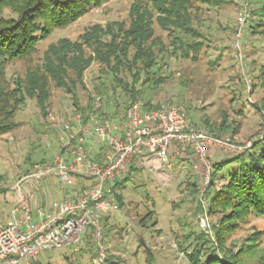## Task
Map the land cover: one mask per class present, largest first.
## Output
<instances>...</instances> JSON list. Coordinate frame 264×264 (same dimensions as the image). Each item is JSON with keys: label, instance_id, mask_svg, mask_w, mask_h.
I'll use <instances>...</instances> for the list:
<instances>
[{"label": "rangeland", "instance_id": "1", "mask_svg": "<svg viewBox=\"0 0 264 264\" xmlns=\"http://www.w3.org/2000/svg\"><path fill=\"white\" fill-rule=\"evenodd\" d=\"M132 1L108 0L67 27L54 30L47 39L39 43L32 61L36 63L41 60L49 43L62 37L74 40L91 24L112 21H123L127 24ZM256 2L250 5L249 10L256 7ZM207 6L201 4L203 13L200 19L206 45L198 59L165 57L159 70V74L167 76L164 82L151 88L147 84L141 85L144 79L142 77L136 85L143 88V99H148L159 107L173 105L185 108L195 127L215 137L228 138L238 144L247 141L253 143L264 134V89L260 86L258 77L259 67L264 62V37L252 34L246 21L236 46L235 33L240 15L237 1L221 6ZM8 12V9H4L5 15ZM155 33L167 41V32L157 25ZM99 69V64L93 62L84 72V87L79 88L77 93L80 102L87 103V95L90 93L96 96L95 99L98 98L97 93H102L104 98L107 95V103L103 104L106 108L114 106L115 100H126L121 88ZM24 71L25 62L16 60L8 65L6 75L12 80L17 75L23 76ZM123 80L129 84L132 82L129 75ZM49 102L44 118L40 115L36 102L27 98L16 113L15 118L20 125L3 135L0 140V175L3 176L2 183L5 188L0 193V223L9 219V209L15 200L14 188L24 177V171L32 170L35 163L51 160L56 141L48 130L50 121L67 116L75 110L71 96L62 89L53 88ZM45 133L49 134L50 141L43 139ZM208 156L210 167L220 160L228 161L221 173L238 166L236 160H232L236 155L209 150ZM194 162L195 159L186 160L179 156L164 161L160 167L150 161L144 165L138 162L134 165V170L119 178L118 181L123 183L115 189V193L122 196L123 204L118 210L101 213L108 254L116 256L122 264H147L148 249L153 264H189L185 253L178 247L180 236L187 231L188 225L195 232L201 229L212 235L213 223L217 222L215 216H209L202 208L205 200L202 203L199 197L205 171L201 165L194 169ZM188 179L197 182L199 188L195 195L187 187ZM114 183L115 181L112 182ZM29 184L37 192L39 200L45 201L49 194L53 197L63 187L70 186L53 175L39 180L30 179ZM26 187L27 184L23 183V188ZM113 199L116 201L114 197ZM151 209L154 210V215L146 221L147 226H141L138 219ZM154 219L156 224L151 226ZM253 231H260L259 247L262 248L264 217L257 216H250L240 228L228 235L225 246L235 250V246H239ZM89 233L90 228H87L86 234ZM87 241L92 242L87 239L84 246L80 247L82 252L80 249L75 252L71 247L53 248L42 251L36 259L47 264H92L95 243L90 245Z\"/></svg>", "mask_w": 264, "mask_h": 264}, {"label": "trees", "instance_id": "2", "mask_svg": "<svg viewBox=\"0 0 264 264\" xmlns=\"http://www.w3.org/2000/svg\"><path fill=\"white\" fill-rule=\"evenodd\" d=\"M107 1L0 0V140L20 125L15 118L16 113L27 98L36 102L40 115L46 118L53 88L68 93L75 110L85 113L91 109L96 96L90 93L87 103L82 104L77 93L79 88L84 87V72L93 62L99 64V71L110 76L127 98L121 102L114 101L117 110L136 100L141 101L146 109L159 107L143 99L144 90L136 83L142 77L141 85L147 84L151 88L164 82L167 76L159 74V70L165 57L197 60L206 45L200 19L203 13L201 4L221 6L234 0H133L127 24L123 21L91 24L74 40L62 37L49 43L41 60L32 61L39 43L54 30L67 27ZM4 9L9 10L6 15ZM246 21L252 34L264 37V0H257ZM155 25L167 32L166 42L156 35ZM16 60L25 62V71L23 76L17 75L10 80L6 69ZM120 73L129 75L131 84L124 82L125 76ZM258 77L264 89V62L259 67ZM97 96L104 105L107 103V95L104 98L102 93H97ZM184 110L188 116L187 110ZM232 160H236L238 166L224 173L221 170L228 161L220 160L210 167L209 182L202 195V200L206 202L202 208L217 220L212 226L213 234L209 235L201 229L195 232L187 224V231L180 236L181 242L177 241L189 264H264V245L259 247L260 231L249 233L239 246H235V250L225 246L226 237L250 216L264 217V134ZM134 169V165L130 164L127 172ZM31 171L27 169L23 175ZM186 181L191 194L195 195L199 188L197 182ZM2 182L3 176L0 175V193L5 190ZM122 183L117 180L112 187L119 207L123 204L122 196L115 193V189ZM153 215V209L147 211L138 223L147 226L146 221ZM155 224L154 219L151 226ZM88 243L93 245V241ZM189 245L192 247L189 248ZM80 250L83 251L82 248ZM92 251L93 258L97 255L96 247ZM152 260L147 249V264H153ZM34 264L47 263L35 258ZM105 264L122 263L116 256L107 253Z\"/></svg>", "mask_w": 264, "mask_h": 264}, {"label": "built area", "instance_id": "3", "mask_svg": "<svg viewBox=\"0 0 264 264\" xmlns=\"http://www.w3.org/2000/svg\"><path fill=\"white\" fill-rule=\"evenodd\" d=\"M239 20L236 46L245 27L252 0H236ZM108 106V105H107ZM106 108L95 99L85 113L74 110L67 116L52 119L56 147L49 162L35 163L32 171L15 185V200L6 222L0 223V264H34L44 250L71 247L77 252L87 239L95 243L93 264H105L101 213L118 210L112 196L113 181L119 180L130 164L148 161L158 167L176 157L195 159L204 167L200 200L209 182L208 151L237 155L251 145L233 143L195 127L181 106L146 109L139 100L123 109ZM43 139L50 141L49 134ZM188 159V158H186ZM59 177L70 184L48 200H39L30 179ZM23 183L28 187L23 188ZM87 228L90 233L86 234Z\"/></svg>", "mask_w": 264, "mask_h": 264}, {"label": "crops", "instance_id": "4", "mask_svg": "<svg viewBox=\"0 0 264 264\" xmlns=\"http://www.w3.org/2000/svg\"><path fill=\"white\" fill-rule=\"evenodd\" d=\"M186 158H188V159H190V160H191V158H189V157H184V159H186ZM182 159H183V158H182ZM188 159H186V160H188ZM193 168H194V169H198V168H199V165H196V166H195V165H193Z\"/></svg>", "mask_w": 264, "mask_h": 264}]
</instances>
